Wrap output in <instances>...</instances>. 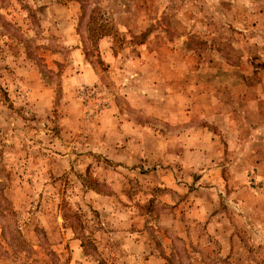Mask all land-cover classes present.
<instances>
[{
  "label": "rangeland",
  "instance_id": "374dc122",
  "mask_svg": "<svg viewBox=\"0 0 264 264\" xmlns=\"http://www.w3.org/2000/svg\"><path fill=\"white\" fill-rule=\"evenodd\" d=\"M0 201V264H264V0H0Z\"/></svg>",
  "mask_w": 264,
  "mask_h": 264
},
{
  "label": "trees",
  "instance_id": "16d2710c",
  "mask_svg": "<svg viewBox=\"0 0 264 264\" xmlns=\"http://www.w3.org/2000/svg\"><path fill=\"white\" fill-rule=\"evenodd\" d=\"M95 30V32H94V34H95V36L96 37H99V35H100V37L101 36H104V35H109V34H111V31H108V30H104L103 28H99V29H94ZM115 34L116 33H113V37H115ZM7 207H5V206H2L1 205V201H0V215H2V216H4V212H6L7 211ZM72 217H75V214L73 215H71ZM78 217V216H77ZM12 238L15 240V242L17 243V245H23V244H25V242H24V240H21V239H19V238H17V237H15V235H12ZM85 237H82V246H83V248H85V251H86V249L88 248L87 246H86V241H85Z\"/></svg>",
  "mask_w": 264,
  "mask_h": 264
},
{
  "label": "crops",
  "instance_id": "0c3cea01",
  "mask_svg": "<svg viewBox=\"0 0 264 264\" xmlns=\"http://www.w3.org/2000/svg\"><path fill=\"white\" fill-rule=\"evenodd\" d=\"M171 149L172 148H170V149H168L167 148V150L166 151H164V150H162V152H164L161 156H164L165 155V158H167V157H170V156H172V157H174L173 155H172V153L170 152L171 151ZM185 153H182L181 154V156H183ZM160 155H158V154H153V157H155V158H157V157H159ZM176 157H178V158H180L181 156L180 155H175ZM161 158H164V157H161ZM157 166V165H156ZM164 170H166V172H167V174H169L168 173V170H169V172L172 174L173 173V170H171L170 168H165Z\"/></svg>",
  "mask_w": 264,
  "mask_h": 264
}]
</instances>
